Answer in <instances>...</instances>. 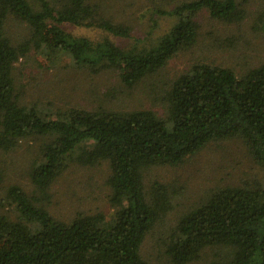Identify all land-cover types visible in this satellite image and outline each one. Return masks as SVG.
<instances>
[{"label":"trees","instance_id":"obj_1","mask_svg":"<svg viewBox=\"0 0 264 264\" xmlns=\"http://www.w3.org/2000/svg\"><path fill=\"white\" fill-rule=\"evenodd\" d=\"M262 1L179 0L156 10L171 18L168 29L154 32L152 19L139 37L93 0H0V151L31 150L33 185L10 184L0 198L16 213L0 212V264H155L142 244L156 231L164 233L166 264H264V182L206 186L187 203L180 200L184 187L177 194L176 184L144 181L154 168L180 166L209 144L234 138L264 168V59L239 71L197 59L171 79L162 73L202 40L223 47L213 25L202 31L199 14L224 23L257 14L264 35ZM75 28L102 34L94 39ZM22 59L42 69L66 59L68 69L91 77L111 73V92L143 85L163 111L113 107L105 90L87 107L27 101L15 85ZM77 166L100 168L109 207L57 218L47 209L51 190Z\"/></svg>","mask_w":264,"mask_h":264},{"label":"rangeland","instance_id":"obj_2","mask_svg":"<svg viewBox=\"0 0 264 264\" xmlns=\"http://www.w3.org/2000/svg\"><path fill=\"white\" fill-rule=\"evenodd\" d=\"M100 4L101 13L112 17L117 21L129 23L133 35L142 37L152 25L154 32H162L170 26L169 16L157 13V9H169L179 0H93ZM251 4V3H250ZM249 4V5H250ZM261 5H264L262 1ZM251 8V7H250ZM259 8V6H258ZM257 8V9H258ZM153 12H156L153 14ZM257 14H246V18L233 23H224L211 20L208 14H199L197 20L204 30L210 25L212 33L219 36L223 47L214 49L205 41H200L196 47L178 53L164 67L162 73L167 79H171L185 71L190 63L199 59H210L216 64L230 66L239 71L244 68L243 63L254 64L264 59V35L255 27ZM172 23V22H171ZM11 30L12 22L9 23ZM77 34H84L92 38H98L102 32L92 29H72ZM119 41L118 38H113ZM223 39V40H222ZM124 43L126 40H122ZM121 41V42H122ZM131 41V40H130ZM229 46H236L234 49ZM17 69L14 70L15 85H17L22 96L27 101L42 100L50 102L58 107L69 105L90 106L97 102L102 92L112 94L110 103L117 108L145 107L162 112V106L157 101L155 93L144 91L143 85L134 89H125L120 93L121 88L111 92L117 84L116 78L108 72L97 77L74 72L67 68L66 59L57 62L56 66L42 69L34 62L23 63L19 61ZM24 69V70H21ZM116 91V92H115ZM111 98V97H110ZM109 101V100H108ZM32 159L31 150L26 145L17 147L14 150L0 151V172L2 181L0 183V198L5 195L6 186L18 184L28 190L32 188L27 169ZM152 173L144 180L156 179L164 183L176 184L177 194L183 191L180 200H187L198 197L206 186L222 184H240L242 178L258 179L264 182V168L252 160L240 139L234 138L221 142L211 143L195 155L190 161L180 166H162L152 169ZM103 174L100 168L88 170L77 166L66 170L54 183L51 202L47 209L57 218L68 219L76 209H85L93 212H106L109 207L106 202V186L103 182ZM179 186L184 187L180 189ZM184 194V195H183ZM188 197V198H187ZM0 205V212H7L15 216V211L5 202ZM179 214L183 210L179 205L174 208ZM174 218V213L170 215ZM158 241L146 238L142 244L145 258L155 264H166L165 256L162 253L160 234L156 231ZM197 264H203L197 263ZM206 264V263H205Z\"/></svg>","mask_w":264,"mask_h":264}]
</instances>
